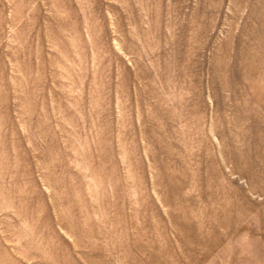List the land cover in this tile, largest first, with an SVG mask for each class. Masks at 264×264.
I'll return each mask as SVG.
<instances>
[{"label": "rangeland", "instance_id": "rangeland-1", "mask_svg": "<svg viewBox=\"0 0 264 264\" xmlns=\"http://www.w3.org/2000/svg\"><path fill=\"white\" fill-rule=\"evenodd\" d=\"M0 264H264V0H0Z\"/></svg>", "mask_w": 264, "mask_h": 264}]
</instances>
